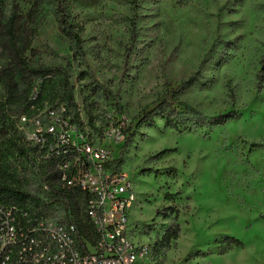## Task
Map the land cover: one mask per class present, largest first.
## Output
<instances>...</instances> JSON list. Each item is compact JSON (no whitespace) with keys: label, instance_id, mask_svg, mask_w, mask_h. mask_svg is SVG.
<instances>
[{"label":"rangeland","instance_id":"1","mask_svg":"<svg viewBox=\"0 0 264 264\" xmlns=\"http://www.w3.org/2000/svg\"><path fill=\"white\" fill-rule=\"evenodd\" d=\"M0 1V72L10 65L1 27L11 9H36L26 58L34 66L67 70L83 134L113 159L123 143L115 136L100 140L105 129L124 124L135 134L120 171L136 197L129 212L132 240L152 251L142 264H264V148L252 146L264 145V82L256 89L264 0H136L135 9L130 0H62L80 31L82 58L61 35L53 0ZM131 19L137 40L125 64ZM194 75L195 85L179 100L207 120L234 111L236 121L191 132L187 125L180 134L160 117L153 127L139 124L142 111ZM92 79L119 94L122 115L113 100L93 94ZM4 96L0 87V101ZM11 110L26 143L38 125ZM28 183L39 193L36 178ZM174 223L178 240L155 256L154 245Z\"/></svg>","mask_w":264,"mask_h":264},{"label":"trees","instance_id":"2","mask_svg":"<svg viewBox=\"0 0 264 264\" xmlns=\"http://www.w3.org/2000/svg\"><path fill=\"white\" fill-rule=\"evenodd\" d=\"M53 2L61 35L72 42L75 55L82 58L80 31L69 22V14L64 1L53 0ZM130 3L135 9L136 0H130ZM1 9L2 1H0V19L2 18ZM36 15V9L23 14L17 7H13L1 27L10 65L0 72V87L5 94L3 101H0V203L27 210L34 215L57 219L66 226H73L75 230L73 238L78 248L83 253H87L86 244L91 246L95 244V234L86 216L85 194L77 189H65L57 182L58 173L54 168V162L43 159L42 154L36 153V148L24 143L9 115L12 113L11 108L15 107L19 109L21 117L32 119L47 108H56L62 105L66 108L65 116L69 118L70 123L81 130L83 127L80 110L74 98V88L70 83L67 70L61 67L34 66L26 58V52L32 45L34 31L32 28ZM136 40L137 33L133 19H131L125 64ZM261 62L262 68L257 75V90L261 89L264 82V57ZM195 83L194 75L181 83L175 90L165 93L155 107L142 111L143 118L139 124L150 122V127H153L154 118L160 117L165 121V128L180 134L182 131H186L185 126L187 125H191L188 129L189 132L193 129L204 128L214 130L239 118L237 112L231 111L207 120L184 105L179 100V96ZM91 85L93 94L113 100L117 114L122 115L121 98L117 92H113L94 79H92ZM231 98H233L232 93ZM182 107L183 110H180ZM121 132L125 139L119 156L111 163V168L116 171H120L124 156L135 137L129 125L122 124ZM252 146L264 148L263 144ZM30 176L37 179L39 193L27 188ZM44 186L48 188L47 191H44ZM58 214L62 216L59 218ZM179 234V225L172 224L154 245L153 254L155 256L164 255L171 248L172 243L178 240ZM228 242L233 247L241 246V242L237 239H229Z\"/></svg>","mask_w":264,"mask_h":264},{"label":"built area","instance_id":"3","mask_svg":"<svg viewBox=\"0 0 264 264\" xmlns=\"http://www.w3.org/2000/svg\"><path fill=\"white\" fill-rule=\"evenodd\" d=\"M44 111L45 121L42 114L32 119L22 117L38 125L36 132L25 137L26 144L36 148L43 159L54 162L57 182L63 188L85 194V212L94 229L95 244H86L87 253H83L73 238V226L0 203V264L144 263L152 251L132 240L129 212L136 197L130 180L111 168L114 159L108 149L95 145L70 123L64 106ZM113 128L107 127L100 140L115 136L123 143L122 127Z\"/></svg>","mask_w":264,"mask_h":264}]
</instances>
